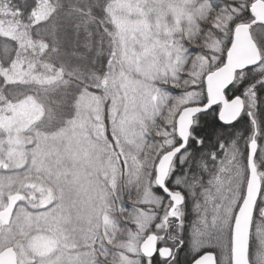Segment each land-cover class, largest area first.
I'll use <instances>...</instances> for the list:
<instances>
[{
	"label": "snow or ice",
	"instance_id": "1",
	"mask_svg": "<svg viewBox=\"0 0 264 264\" xmlns=\"http://www.w3.org/2000/svg\"><path fill=\"white\" fill-rule=\"evenodd\" d=\"M37 4L0 44V264H264V0Z\"/></svg>",
	"mask_w": 264,
	"mask_h": 264
},
{
	"label": "trees",
	"instance_id": "2",
	"mask_svg": "<svg viewBox=\"0 0 264 264\" xmlns=\"http://www.w3.org/2000/svg\"><path fill=\"white\" fill-rule=\"evenodd\" d=\"M85 2V0H81ZM30 10L39 18L42 14L43 8L37 4L33 8V0H0V37L7 36L9 39L5 42L0 40V44L7 43L14 47L13 41L20 36V27L24 21L31 19ZM25 87V93L20 94L19 100L24 101L28 88Z\"/></svg>",
	"mask_w": 264,
	"mask_h": 264
}]
</instances>
